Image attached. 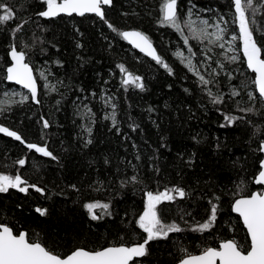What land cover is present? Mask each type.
I'll use <instances>...</instances> for the list:
<instances>
[{"label": "snow or ice", "instance_id": "6c2138e0", "mask_svg": "<svg viewBox=\"0 0 264 264\" xmlns=\"http://www.w3.org/2000/svg\"><path fill=\"white\" fill-rule=\"evenodd\" d=\"M114 7V0H32L19 8L0 0V45L3 46L0 85H7L3 90L4 99L0 100V117L6 120L15 115L16 110L28 108L30 111L32 105L43 106L42 97L56 93L60 98L55 100L53 111L59 112L71 105V123L76 129L75 146L80 151L91 152L90 146L96 144L94 129L99 119L93 101L99 97L104 110L103 121L110 122L103 126L117 138L123 137L119 146L124 148V155L118 152L116 155L103 154L89 162V167L98 163L100 168L97 179L85 181L87 187L97 193L103 190L106 198L88 196L80 201L89 222L112 223L116 240H105L102 244L90 240L73 243L58 232H46L41 238L39 232L25 228L19 218H9L5 214L0 218V264H145L146 260L151 264L148 258L153 254V243H166L172 239L171 234L196 233L203 238L224 229L232 233L231 238L213 236L216 246L203 247L199 255H192L182 244L174 242L172 246L180 255L173 257L172 264H264V0H226L223 4L216 3L215 7L200 6L196 0H184L183 6L181 0H159L157 10H153L146 0H129L128 7L119 13L126 25L131 21L127 27L108 18ZM61 14L98 18L111 34V38L104 36L110 55L116 53L115 43L126 41L150 58L149 63L154 62L153 66L163 69L168 77L191 78L192 85L182 87L181 97L174 101L175 110L181 112L187 107V120L202 119L198 113L207 115L214 110L222 117V121H217L219 129L238 133L231 144L227 137L221 140L217 136L213 148L217 163L223 160L235 178L229 177L226 184L215 172H209L207 177L197 176L193 181L186 178L183 168H179L176 171L179 179L172 183L160 163L161 149L168 148V137L157 120L152 121L160 130L157 146L145 156L131 137V133L142 135L144 129L129 114V132L122 131L121 103L115 94H109L107 87H102L99 92H88L82 85L59 79L53 65L56 68L65 65L61 59L52 58L51 49L60 54V42L55 36L47 39L43 34L49 31L48 28L37 21L43 18L52 23ZM25 15L27 19L23 18ZM18 18L19 23L16 22ZM146 19L157 29L170 30L177 37L175 49L167 50L187 70L184 77H177L168 58L154 46L152 36L135 26L137 20L143 24ZM33 23L38 31L27 34L26 27ZM73 29V47L83 49L85 45L77 37H83L84 32L75 25ZM36 56L45 58L43 64L33 65ZM81 61L82 55L77 56L80 67L89 62ZM112 62L119 70V88L125 93L130 88L140 93L148 90L144 76L130 71L122 61ZM244 65L254 76H245L241 71ZM96 75L102 85H109L110 81L103 79L99 72ZM241 76H245L247 83H236ZM40 81H43V92ZM14 85L20 90H13ZM167 89L171 93L173 84H167ZM69 92L74 99L69 97ZM165 107H168L167 103ZM146 111L151 114L157 109L149 106ZM26 119L32 122V116ZM20 123L23 125L24 121ZM34 124L39 126V138L35 142L29 140L25 132L0 121V134L18 142L23 152L12 162L14 172L0 171V194L15 190L27 196L30 189L41 195L46 193V187L32 183L22 175L30 160L37 173L43 170L44 163L56 162L60 167H66L61 157L50 150L48 130L52 121L41 114ZM191 139L197 144L202 142L199 134ZM237 143L243 149L240 155L235 151ZM144 144L152 147L147 140ZM71 149L70 142L64 150L69 152ZM4 154L7 159L6 149ZM195 155L193 153L187 161L180 157L185 168L194 166L192 157ZM249 157H252L251 163ZM85 182H69L66 189L83 195ZM152 182L157 185L156 190L150 189ZM249 184L259 186L258 190L251 191ZM54 187L60 189L58 195L65 194V188L58 184ZM129 190L133 196L142 193L140 204L118 210L117 204L127 198ZM23 207V204H17L14 210L22 212ZM35 212L40 217L49 215L47 208L37 207ZM221 216L228 217L223 224L220 223ZM241 232L243 236L238 238ZM129 233L133 239L128 238ZM61 248L65 250L61 251Z\"/></svg>", "mask_w": 264, "mask_h": 264}, {"label": "trees", "instance_id": "16d2710c", "mask_svg": "<svg viewBox=\"0 0 264 264\" xmlns=\"http://www.w3.org/2000/svg\"><path fill=\"white\" fill-rule=\"evenodd\" d=\"M5 2L19 8L21 5L32 3V0H5ZM196 2L200 6L212 5L215 7L216 3L223 4L226 0H196ZM128 3L129 0H114L115 7L109 11L108 18L117 21L120 26H130L131 21L126 25L124 19L119 16V13L128 7ZM146 3L153 10L158 9L159 0H146ZM181 3L183 6L184 0H181ZM23 18L27 19L28 17L25 15ZM16 22H20L19 18ZM37 23L48 28L49 31L43 34L47 39L51 40L55 36L60 42L58 45L61 48L60 54L57 55L55 49H51L52 58L61 59L65 65L63 68H56L53 65V70L58 74L59 79L65 80L66 83L70 80L73 84L82 85L88 89V92H99L102 87H107L109 94H115L118 98V103H121L119 115L122 121V131L129 132L127 128V117L129 114L132 115L134 120L141 123L142 129H144L142 135L131 133V137L140 145L141 151L145 156L156 148L160 135V130L156 128L152 121L157 120L160 123L163 134L168 137V148L161 149L163 155L160 157V163L164 166L168 180L175 183L179 179L176 176V171L179 168H183L186 178L193 181L197 176L207 177L209 172H215L226 184L229 181V177L235 178L223 160L217 163L218 158L213 154V148L217 136L221 140L227 137L228 142L231 144L236 139L238 133L219 129L217 121H222V117L214 110L207 115L198 113L199 116L203 117L199 120H187L185 118L187 107H184L181 112L175 110L174 101L181 97L182 87L192 85L193 80L191 78L177 80L174 77H168L163 69L153 66L154 62L149 63V58L132 49L125 41L115 43L116 53L110 55L106 50L108 41L104 39V36L107 35L111 38V34L106 29V26L98 21V18L89 17L85 19L78 16H61L57 17L52 23L45 21L43 18H40ZM73 25L79 27L84 32L83 37H77L85 45L83 49H74L73 47ZM135 26L141 27L152 36L154 46L168 58V62L176 70L177 77H184L187 70L183 69L179 61L172 56L171 51L167 50L168 48L175 49L177 37L170 30L157 29L147 19L143 24H140L137 20ZM32 31H38L35 23L29 24L25 29L27 34H31ZM169 41L172 43H168ZM2 47L0 45V57L3 56ZM81 55V62L83 60L89 61L83 67H80V63L77 62V56ZM44 59V57L36 56L33 58L32 63L34 66H39L43 64ZM112 61H122L130 71L144 76L147 81L146 86L148 90L140 93L137 89L130 88L125 93L122 88H119V70L115 69L114 62ZM232 67L237 66L233 65ZM241 71L245 73V76H253V74L246 70V65L241 68ZM97 72L103 76V79L110 81L108 86L102 85L100 78L96 75ZM188 75L190 76V74ZM245 76H241L236 83H247ZM169 83H172L174 87L171 93L167 89V84ZM6 87L7 85H0V99ZM40 91L43 92V81H40ZM225 91H227V88H225ZM68 95L71 99L75 98L71 96V92ZM59 98L56 93H52L51 96L42 97L43 106L32 105L30 111L28 108H25L23 111L16 110L15 115H10L6 120L0 117V121L8 126L19 129L21 132H25L28 135V139L35 142L39 138L37 131L39 126L35 125L34 122L38 119L39 115H45L46 118L52 121V127L48 130L50 150L54 154L59 155L62 163L66 166L60 167L56 162L44 163L43 170L37 173L31 166L33 161L30 160L25 169L22 170V175L30 182L37 183L41 187H46V193L41 195L30 189L27 196L15 190H10L6 194H0V218H3L5 214L9 218H19L25 228L33 230L34 233L39 232L41 238H43L46 232L52 234L58 232L65 240L73 243L89 240L93 242L98 241L101 244L105 240L111 242L116 240L114 235L115 229L112 223H105V221L89 222L86 213L80 206V201L88 196L102 200L106 198V193L103 190L97 193L87 187L85 181L97 179V169L100 168L98 163L89 167V162L96 161L103 154L116 155L118 152L120 155H124V148L119 146V141L123 137L117 138L103 126L105 123L110 124V122L103 121L104 110L99 97H97L93 101L96 105L94 111L98 113L99 117L97 127L94 129L96 144L95 147L90 146L92 148L91 152H88L87 149L80 151L75 146L76 142L73 139L76 129L71 123L73 118L71 105H67L59 112L53 111L55 100ZM244 98L246 99V96ZM166 103L168 104L167 108L165 107ZM192 103L194 105L195 101ZM129 104L131 108H129ZM149 106L156 108L157 111L149 114L146 111ZM195 110V107H193V111ZM27 116H32L31 123L26 119ZM22 120L24 121L23 125L20 123ZM25 126L28 127L26 128ZM197 134H199L202 141L199 144L191 139L192 136ZM145 140L152 146L151 148L144 144ZM70 142L72 149L69 152H65L64 149L69 147ZM128 143L130 144L131 140ZM5 149L8 153L7 159H5ZM235 151L237 155L242 153L243 149L239 143H237ZM193 153H196L192 157L194 166L192 168H185L180 161V157L182 156L187 161ZM22 154V146H19L18 142H12L11 138H5L0 134V171L14 172L12 162ZM128 158H132L131 154L128 155ZM44 159L46 160L47 158ZM251 160L252 157H249L250 163ZM5 164H7V167H5ZM69 182H85L83 195L72 193L66 189V185ZM163 183L164 181H162ZM54 184H58L60 188H65V194L58 195L57 193L60 189L54 187ZM149 187L151 190H156L157 185L152 182ZM249 188L251 191H256L259 186L249 184ZM141 196V192H137L133 196L131 190H129L127 198L117 204V209L131 208L134 203L139 205ZM85 202L87 201L85 200ZM17 204H23L22 212L18 209L14 210ZM37 207L47 208L49 215L40 217L39 213L35 212ZM121 214H123L122 211ZM227 219V216H221L220 223L223 224ZM12 222L15 223V220H12ZM171 236L172 239L166 243H153V254L148 258L151 264H172L173 257L180 255L177 249L172 246L174 242L182 244L193 255L200 253L205 246H216L213 236L231 238L232 233L224 229L217 231L213 236L205 235L203 238L196 233L171 234ZM242 236L243 233L241 232L238 238H242ZM128 238L133 239L132 233L128 234ZM88 246L91 247L92 245L89 244ZM63 250L65 249L61 248V251ZM145 264H148L147 260Z\"/></svg>", "mask_w": 264, "mask_h": 264}, {"label": "water", "instance_id": "95a60500", "mask_svg": "<svg viewBox=\"0 0 264 264\" xmlns=\"http://www.w3.org/2000/svg\"><path fill=\"white\" fill-rule=\"evenodd\" d=\"M61 16H64L63 14H61ZM73 16H75V15H73ZM126 42V41H125ZM127 43V42H126ZM128 44V43H127ZM129 45V44H128ZM130 47H131V45H129ZM132 48V47H131ZM133 49V48H132ZM135 50V49H134ZM137 52H138V50H136ZM141 54V53H140ZM143 55V54H142ZM241 55H242V53H241ZM144 56V55H143ZM148 58V57H147ZM150 59V58H149ZM249 72H250V70H248ZM251 73V72H250ZM252 74V73H251ZM253 76H254V74H253ZM14 86H16V87H19L18 85H14ZM20 88V87H19ZM200 253H197V254H193V255H199Z\"/></svg>", "mask_w": 264, "mask_h": 264}, {"label": "rangeland", "instance_id": "374dc122", "mask_svg": "<svg viewBox=\"0 0 264 264\" xmlns=\"http://www.w3.org/2000/svg\"><path fill=\"white\" fill-rule=\"evenodd\" d=\"M13 90H17V91H19L20 90V88L19 87H13ZM4 98H3V96H2V98L0 99V100H3Z\"/></svg>", "mask_w": 264, "mask_h": 264}]
</instances>
